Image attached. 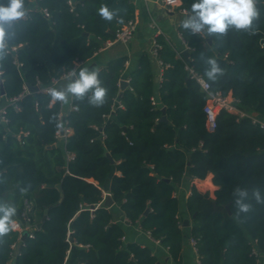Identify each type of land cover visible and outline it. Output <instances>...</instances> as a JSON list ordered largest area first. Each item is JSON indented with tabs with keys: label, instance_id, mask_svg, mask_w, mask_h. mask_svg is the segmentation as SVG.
I'll return each instance as SVG.
<instances>
[{
	"label": "trees",
	"instance_id": "obj_1",
	"mask_svg": "<svg viewBox=\"0 0 264 264\" xmlns=\"http://www.w3.org/2000/svg\"><path fill=\"white\" fill-rule=\"evenodd\" d=\"M193 2L181 0L180 11L187 13ZM101 5L119 15L111 22L101 19ZM30 6L25 0L27 15L14 24L15 38L0 61V104L8 102L0 123V198L16 206L14 220L22 226L24 199L39 220L47 214L13 264H64L67 257L68 264H161L148 247L123 244L122 227L101 204V188L108 181L110 198L123 217L164 246L172 264H182L186 236L174 188L186 175L203 180L208 174L217 187L213 197L193 185L185 203L193 220L187 238L194 241L198 263L260 264L264 204L250 200L252 211L237 218L233 190H264V133L249 119L236 120L225 111L209 131L203 113L207 96L187 76L184 60L174 59L158 37L156 58L170 62L158 103L150 100L154 82L147 56L140 58L118 98L125 58L116 59L99 71L107 89L105 103L94 107L87 98L72 99L66 116L72 133L64 151L47 149L57 141L61 103H53L45 92L27 93L26 86L45 87L91 59L134 19V7L129 0H35ZM258 7L260 18L250 32L230 29L209 38L211 44L208 37L179 31L190 49L189 65L206 81L201 53L225 70L216 83L208 82L211 91L229 95L244 111L264 118V0ZM162 106L166 122H158ZM66 153L72 156L69 161ZM18 236L12 230L0 239V264L9 262Z\"/></svg>",
	"mask_w": 264,
	"mask_h": 264
},
{
	"label": "crops",
	"instance_id": "obj_2",
	"mask_svg": "<svg viewBox=\"0 0 264 264\" xmlns=\"http://www.w3.org/2000/svg\"><path fill=\"white\" fill-rule=\"evenodd\" d=\"M129 1L132 3L134 7L133 20L136 25L135 31L129 43L126 45L121 43H115L111 46L104 45V47H102L97 53H95L91 57V59L87 60L86 62L78 63V64H80L81 66L98 68L100 71L101 69L105 68L110 62L119 58H125L124 70L120 81L127 82L128 85L125 88L127 89L129 87L130 74L139 68L140 58L142 56H147L151 62V72L153 74V82H154V96H152L150 100L153 99L155 102V104L153 105H156L158 103L157 102V97L159 94L158 89L160 88L162 82V75L164 69L170 66V62L169 61L160 62L157 58L152 56L151 54L152 43L154 40H156V38L160 37L168 45L170 51L174 55V59H181V58L183 59L182 52L186 50L187 46L184 40L182 39L179 31L180 22L183 19L180 12V7L182 3L181 0H172V3L166 7L160 5L159 0H129ZM29 2L31 5L30 7L32 8V5L35 2V0H29ZM165 59L169 60L170 56L165 55ZM66 76L67 75L61 77L58 80L51 81L44 88L56 87L59 89L65 87L67 83ZM124 90H120L119 88L120 93L118 94V98L120 97V94ZM71 100L72 98H70L68 103L61 104L60 129L56 136L57 141L54 145H52L54 147L50 149L58 148L61 151H64L66 139L72 133V131L69 128H68L69 132L67 133L64 132L65 128H67L66 116L68 115L69 111L72 109ZM117 104H119V101H117ZM7 105L8 102L3 100L0 104V109H4ZM160 109L161 112L162 110L164 111L162 112V116L158 120V122H166L167 119L164 115L165 109L163 106ZM162 117L165 118V121H160ZM64 118L65 121L63 120ZM0 123H3L2 119L0 120ZM24 135H27V133H24ZM65 158L66 161H69L71 159V155L66 153ZM111 163H113V160ZM114 175L119 176V173L114 172ZM193 185H197L201 187L202 190L208 191L211 197H213V193L217 189V187L212 183L211 174H208L203 180H197L186 175L183 181L179 185H176L174 188V196L178 199L179 209H180L178 220L184 232V235L186 236L182 248V264H199L196 250L190 244V239L187 238L193 220L186 211L185 203L191 194V188ZM108 187H109V181L106 182L103 188H101V192H102L101 204L103 207H104L105 198L107 196H110ZM23 204H24L23 205L24 212L22 213L21 216L24 219L25 226H22L21 223L15 220V224H17V229L15 231L18 232L19 236L16 242L13 243L11 246L12 249L11 258L7 264H13L15 258L20 254V250L24 246V241L21 240L22 234L27 232L29 235H32V233L35 231L36 225L39 224L42 219L41 218L39 220L38 213L36 210L32 211L33 204L31 202H27L24 199ZM107 209L111 211L114 222L122 227V230L124 232V237L122 239L123 244L137 243L140 244L141 246L148 247L159 263L172 264L168 256L167 249L164 246H162L159 242L152 240V238L148 235V233L142 231L138 227V225L130 224L123 217L121 211L114 203L110 208ZM25 216H27L30 220L33 217L32 219L33 223L30 224V221L26 222ZM185 221H188V226L183 227L182 223ZM67 258L64 264H68Z\"/></svg>",
	"mask_w": 264,
	"mask_h": 264
},
{
	"label": "clouds",
	"instance_id": "obj_3",
	"mask_svg": "<svg viewBox=\"0 0 264 264\" xmlns=\"http://www.w3.org/2000/svg\"><path fill=\"white\" fill-rule=\"evenodd\" d=\"M259 3L260 0H194L187 15L181 20L180 27L190 35L201 38L224 36L230 29L250 32L254 22L260 18ZM26 15L25 0H7L6 5L0 4V61L7 55L8 42L15 38L12 31L14 24ZM98 15L101 19L111 22L119 13L110 10L107 5H101ZM201 60L205 66L204 76L207 82L214 84L225 75V70L214 57H206L201 53ZM99 77L98 68L77 64L67 73L65 87H50L45 91L53 103L65 104L70 98L78 101L87 98L91 106L99 107L105 103L107 95V89L102 86ZM25 190L21 189L22 192ZM233 196L237 218L252 211L250 200H254L256 204H264V190L258 187L249 191L248 188L237 186L233 190ZM16 216V206L0 198V239L13 230Z\"/></svg>",
	"mask_w": 264,
	"mask_h": 264
},
{
	"label": "built area",
	"instance_id": "obj_4",
	"mask_svg": "<svg viewBox=\"0 0 264 264\" xmlns=\"http://www.w3.org/2000/svg\"><path fill=\"white\" fill-rule=\"evenodd\" d=\"M160 5L162 6H168L172 3V0H159ZM182 14H187L184 10L180 11ZM45 16H47V13L43 11ZM154 26V25H153ZM155 27V26H154ZM136 25L134 20H131L124 25L120 26L119 29L116 31L114 39L111 41H107L105 43V46H111L115 43H121V44H128L131 40L133 33L135 31ZM160 48V46L156 43L154 40L152 43V49L151 54L153 57H157V51ZM186 50L189 52V48L187 47ZM181 57V56H180ZM190 58L187 62H185L184 70L187 73V76L194 80L196 84L201 88V91L207 96V102L203 107V113L206 117L207 121V127L209 131H213L216 128V116L220 111H225L231 115H233L236 120L241 119H249L252 123V125L256 126L259 130H261L264 133V118H259L257 116H253V113H249L244 111L239 107V102L232 97L228 96H221L219 93H213L211 91L209 83L205 80L203 76L198 74L194 68L189 65ZM45 89L42 87L41 92H45ZM152 104H155L154 100L151 99ZM4 111L3 109H0V120L2 119L4 121L3 117ZM65 133L69 132L68 128H65ZM72 158V156H71ZM26 222H29L30 219L25 216ZM17 229V224H15L13 231ZM29 237H33V235H29ZM158 242V241H157ZM190 244L194 247V241L190 240ZM260 264H264V257L261 258Z\"/></svg>",
	"mask_w": 264,
	"mask_h": 264
},
{
	"label": "water",
	"instance_id": "obj_5",
	"mask_svg": "<svg viewBox=\"0 0 264 264\" xmlns=\"http://www.w3.org/2000/svg\"><path fill=\"white\" fill-rule=\"evenodd\" d=\"M186 15H187V14H182V13H181L182 18H184ZM85 35H87V34H85ZM207 42H208V44H211V40H210L209 38L207 39ZM189 55H190V54H189V52H188L187 50H185L184 52H182V57H183V60H184L185 62L188 61V59H189ZM127 85H128L127 82H125V81H120V82H119V88H120V90H124V89L127 87ZM26 89H27L28 93H32V94H34V93H39V92L41 91V86H26ZM1 94L4 95V92H3L2 88H1ZM163 111H164V110H162V112H163ZM253 116H257V114H256V113H253ZM63 120L65 121V118H64ZM160 121H165V118L162 117V119H161ZM53 147H54V146H50V147H48V149L53 148ZM106 156H107V158L112 162L110 156H109L108 154H106ZM165 181L168 182L169 180H165ZM56 188L59 189V185H57ZM112 205H113V201L111 200L110 196H107V197L105 198V200H104V207L110 208ZM90 209H91V210H94V207L91 206ZM227 210H228V208H227ZM147 212H148V209L144 212V214H147ZM228 213L230 214L229 210H228ZM46 214H47V211L45 210L44 213H43V217H42V219H41V222H40L39 224L36 225L35 230H39V229H40L42 222H43V221L45 220V218H46ZM194 216H195V215H193V217H194ZM182 226H183V227L188 226V221L183 222V223H182ZM28 236H29V234H28L27 232L23 233L22 236H21V240L25 242L26 239L28 238Z\"/></svg>",
	"mask_w": 264,
	"mask_h": 264
}]
</instances>
